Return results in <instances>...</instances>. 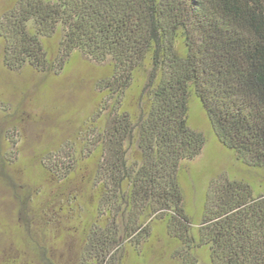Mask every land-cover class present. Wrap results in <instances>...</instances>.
Segmentation results:
<instances>
[{
    "label": "trees",
    "instance_id": "1",
    "mask_svg": "<svg viewBox=\"0 0 264 264\" xmlns=\"http://www.w3.org/2000/svg\"><path fill=\"white\" fill-rule=\"evenodd\" d=\"M57 33L50 60L43 39ZM0 38L9 70L58 71L73 51L112 64L80 149L94 162L96 216L107 221L89 226L80 264H120L124 241L145 243L151 220L176 243L180 264H197L200 248L212 264H264V190L217 176L195 225L179 182L206 142L188 124L191 95L217 140L264 168V0H13ZM133 91L144 100L138 112L125 103ZM76 155L69 146L44 167L65 178Z\"/></svg>",
    "mask_w": 264,
    "mask_h": 264
},
{
    "label": "rangeland",
    "instance_id": "2",
    "mask_svg": "<svg viewBox=\"0 0 264 264\" xmlns=\"http://www.w3.org/2000/svg\"><path fill=\"white\" fill-rule=\"evenodd\" d=\"M12 1L0 0V16ZM59 40L60 33L43 39L50 60ZM2 45L0 38V264H80L89 226L107 221L96 216L94 162L80 149L106 103L99 84L111 76L112 64L73 51L58 71L9 70L2 62ZM133 93L125 103L138 112L144 100ZM187 119L206 138L200 154L179 169L186 213L198 225L210 180L227 174L263 191L264 168L245 166L217 140L193 95ZM69 146L77 151L72 162L77 164L60 179L44 161ZM149 225L145 243L124 241L117 253L120 264H180L174 259L177 245L163 225L155 220ZM196 255L197 264H212L207 249Z\"/></svg>",
    "mask_w": 264,
    "mask_h": 264
}]
</instances>
